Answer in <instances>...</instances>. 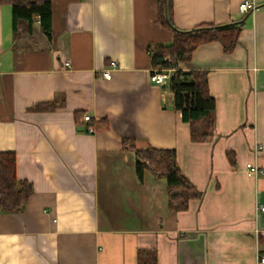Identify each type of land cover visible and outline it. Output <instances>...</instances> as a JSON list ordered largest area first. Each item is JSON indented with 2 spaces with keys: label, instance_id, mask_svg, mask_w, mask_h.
Returning <instances> with one entry per match:
<instances>
[{
  "label": "crops",
  "instance_id": "1",
  "mask_svg": "<svg viewBox=\"0 0 264 264\" xmlns=\"http://www.w3.org/2000/svg\"><path fill=\"white\" fill-rule=\"evenodd\" d=\"M157 18V0H52L51 38L36 18L14 44L0 5V152L34 185L23 211L0 206V264H139L144 249L156 264H263L264 177L247 164L264 168V0H174L181 29L245 22L232 52L211 41L179 64L207 72L205 142L191 139L169 81L151 82L149 46L174 40ZM78 112L108 129L88 132ZM148 146L175 149L203 193L186 210L170 209L166 178L146 169L139 181L135 148Z\"/></svg>",
  "mask_w": 264,
  "mask_h": 264
},
{
  "label": "trees",
  "instance_id": "2",
  "mask_svg": "<svg viewBox=\"0 0 264 264\" xmlns=\"http://www.w3.org/2000/svg\"><path fill=\"white\" fill-rule=\"evenodd\" d=\"M158 22L174 31V40L169 45L149 46L153 68H174L169 80L174 93V108L180 111L182 119L190 124L193 141L205 142L214 136V112L216 100L210 93L206 71H183L179 64L192 59L194 51L202 44L218 41L225 52H232L239 42L240 33L245 26L243 19L227 24L202 23L191 29H181L174 24V0H157ZM0 5H10L14 44L24 36H31L37 18L41 30L48 38L52 36V0H0ZM37 110L56 109L55 102H43L35 106ZM78 121L85 114L78 112ZM90 126L94 132L108 129L107 119L95 121ZM124 145L131 143L124 138ZM132 146V145H131ZM136 151V173L143 181L144 172L150 170L156 177L167 180L169 207L175 211L186 210L190 200L202 197L203 193L191 182L178 162L175 149L148 146ZM230 160L234 161L230 153ZM34 192V185L27 179L17 176V157L14 152H0V206L5 212H21ZM139 264H156L155 250H140Z\"/></svg>",
  "mask_w": 264,
  "mask_h": 264
},
{
  "label": "built area",
  "instance_id": "3",
  "mask_svg": "<svg viewBox=\"0 0 264 264\" xmlns=\"http://www.w3.org/2000/svg\"><path fill=\"white\" fill-rule=\"evenodd\" d=\"M252 7H253V5L250 2L245 1L239 5V10L241 12H247ZM65 65L70 67V63H68V62H66ZM174 71H175L174 68H153L152 75H151V82L158 85V86L166 84L170 80L172 73ZM104 76L106 78L111 77L109 70H106L104 72ZM84 121L87 124V131L90 133H93L94 128L90 126V122L92 121V117L90 115L86 114L84 117ZM247 167H248L247 173L249 176H255V175L261 174L264 177V168H261L259 165L254 164V163H248ZM260 210L264 211V204L260 205ZM259 261H260V263L264 264V252L259 254Z\"/></svg>",
  "mask_w": 264,
  "mask_h": 264
}]
</instances>
